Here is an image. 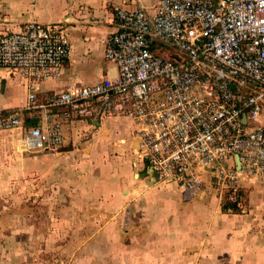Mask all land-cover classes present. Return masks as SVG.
Listing matches in <instances>:
<instances>
[{"label": "built area", "instance_id": "1", "mask_svg": "<svg viewBox=\"0 0 264 264\" xmlns=\"http://www.w3.org/2000/svg\"><path fill=\"white\" fill-rule=\"evenodd\" d=\"M119 8L105 45L116 77L67 88L38 103V85L57 79L72 43L60 23L30 21L0 33V67L26 81L29 107L0 111V130H19V151H54L70 120L125 116L138 125L136 159L182 199L215 195L248 213L253 181L264 188V0H155ZM264 221V214H263Z\"/></svg>", "mask_w": 264, "mask_h": 264}, {"label": "crops", "instance_id": "2", "mask_svg": "<svg viewBox=\"0 0 264 264\" xmlns=\"http://www.w3.org/2000/svg\"><path fill=\"white\" fill-rule=\"evenodd\" d=\"M155 5V0H0V33L30 21L66 27L71 58L59 78L38 85L41 103L55 92L116 77L117 66L105 58L106 40L118 27L116 10L153 12ZM17 110L26 125L44 121L43 109L29 107L25 79L0 67V111ZM97 127L89 144H81L83 129ZM138 128L125 116L70 120L63 147L31 155L0 132V203L29 196L44 210L0 211V264H55L53 256L67 253L68 264H264V188L257 181L249 193V212L237 213L226 211L211 194L184 201L176 185L156 183L140 163L146 177L142 173L136 180L129 162L120 169L109 164L99 173L91 160L104 153L98 141L114 132L122 152L136 154ZM123 206L143 209L142 225L126 236L108 220ZM23 214L29 215L27 222Z\"/></svg>", "mask_w": 264, "mask_h": 264}, {"label": "rangeland", "instance_id": "3", "mask_svg": "<svg viewBox=\"0 0 264 264\" xmlns=\"http://www.w3.org/2000/svg\"><path fill=\"white\" fill-rule=\"evenodd\" d=\"M28 125V124H27ZM30 125V124H29ZM28 125V126H29ZM85 136H83V138L81 139V144L83 145H88L89 144V137L91 135H93V132H97L99 131L98 127L97 128H86L83 129ZM0 132L4 133L7 135V139L10 141H14V147H16V149L19 150V135H18V130L13 129V130H0ZM102 141V140H101ZM98 141V145H100V151H103L104 153L102 154H97V160H94L93 155L91 156V160L94 161L93 164H96L98 169H99V173H102L103 168H107L109 167V164H114L115 168L120 169V167H124L125 163L130 164V175L132 178H134L135 180L137 178L142 177V173H143V177L144 176V172L145 170H142V168L140 167V165H138V160H136V154L134 151L129 150L126 152H122L123 147L121 145V140L118 136V134H115L114 132H110L106 137H104L103 141ZM40 152H44V151H40ZM26 153V152H25ZM30 154L31 153H27ZM7 158V157H6ZM89 158V157H88ZM112 158L114 159V162H112ZM8 160V158H7ZM89 163H91L89 161ZM109 175V171L106 172ZM109 177V176H108ZM127 175L123 174L122 178H126ZM126 194V193H124ZM123 194V195H124ZM122 195V193H121ZM131 206H123L121 207L118 212H115L114 215L115 217H113L112 219H108L110 224L113 225L114 230L117 231H121L120 235H127V231H129L130 229H132L133 231H137V227L142 225V217H143V209L142 208H138V206L133 207V209H130ZM43 203L37 201V202H33L32 198H29V196H22V199L20 202H6L1 204L0 203V211L3 209H7V210H20V211H28V210H33V211H37V213H42V211H44L43 209ZM23 221L27 222L28 221V214H23ZM42 220V219H41ZM106 219L104 218L103 221H105ZM98 223V222H97ZM109 226V224H108ZM122 233V234H121ZM137 234V233H136ZM139 235V234H137ZM139 236H142L141 234ZM120 241V240H119ZM139 244L138 239L135 240V244L137 245ZM136 252V250H133ZM85 255H89V251H84ZM118 253V257H121V249H118V251L116 252V254ZM56 254V253H55ZM102 254H105V251H102ZM54 257V258H53ZM52 260H58L56 261L55 264H68V261H71V258H69V253H67V255L60 257L62 260L57 256H53ZM70 259V260H68ZM64 261V262H63ZM99 264V263H98Z\"/></svg>", "mask_w": 264, "mask_h": 264}]
</instances>
